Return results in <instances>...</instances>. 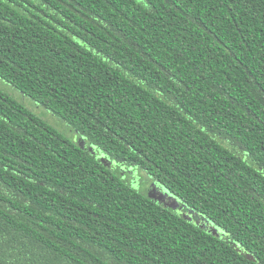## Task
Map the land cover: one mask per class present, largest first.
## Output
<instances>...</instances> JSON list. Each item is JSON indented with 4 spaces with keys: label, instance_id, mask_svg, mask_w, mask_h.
<instances>
[{
    "label": "trees",
    "instance_id": "1",
    "mask_svg": "<svg viewBox=\"0 0 264 264\" xmlns=\"http://www.w3.org/2000/svg\"><path fill=\"white\" fill-rule=\"evenodd\" d=\"M0 79L86 143L0 90V264H264V0H0Z\"/></svg>",
    "mask_w": 264,
    "mask_h": 264
},
{
    "label": "rangeland",
    "instance_id": "2",
    "mask_svg": "<svg viewBox=\"0 0 264 264\" xmlns=\"http://www.w3.org/2000/svg\"><path fill=\"white\" fill-rule=\"evenodd\" d=\"M0 90L12 96L18 103L23 105L34 115L41 118L49 126L58 130L68 140L76 144L79 142L80 144L86 145L84 140L80 138L78 134L72 131L66 124L61 122L51 112L47 111L43 106L33 101L31 98L25 96L19 91H16L14 88H12L10 85L5 83L1 79ZM98 156L102 158L100 154H98ZM111 167L116 168V173L122 178H124V180L126 178L127 182H129L135 189H137L139 192L146 195L147 197L153 199L155 202L162 205L164 208L172 211L174 214L199 226L200 228L208 231L213 235H216L218 237L221 236V231L216 226H214L204 216L200 215L192 209L187 208L180 200L170 195L167 190H165L161 186L156 185L150 178H148V175L144 171H140L135 168H126L122 166L117 167L116 164L114 166V163L111 164Z\"/></svg>",
    "mask_w": 264,
    "mask_h": 264
}]
</instances>
